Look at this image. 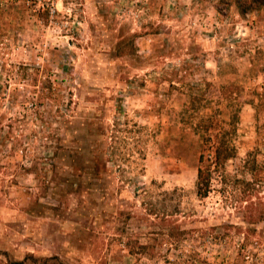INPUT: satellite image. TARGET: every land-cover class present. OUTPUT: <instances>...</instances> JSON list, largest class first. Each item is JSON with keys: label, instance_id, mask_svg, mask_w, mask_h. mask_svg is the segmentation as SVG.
<instances>
[{"label": "rangeland", "instance_id": "rangeland-1", "mask_svg": "<svg viewBox=\"0 0 264 264\" xmlns=\"http://www.w3.org/2000/svg\"><path fill=\"white\" fill-rule=\"evenodd\" d=\"M235 1L0 0V264H264V7ZM204 140L232 150L200 198Z\"/></svg>", "mask_w": 264, "mask_h": 264}, {"label": "trees", "instance_id": "trees-1", "mask_svg": "<svg viewBox=\"0 0 264 264\" xmlns=\"http://www.w3.org/2000/svg\"><path fill=\"white\" fill-rule=\"evenodd\" d=\"M235 4L240 15H244L245 13L251 12L252 10H257L264 7V0H236ZM25 77L26 76L24 75V78ZM11 80H13V77L9 75L5 78L1 86L5 90H8ZM18 80L16 83H18ZM53 88L54 87L51 86V84L42 86L40 88L38 87L37 89H35L36 91L33 92V95L38 93L39 89H46L47 91H50ZM22 99L24 101V104L30 102L28 101L29 98L27 97H23ZM32 100L34 101L33 97ZM43 124L44 125L41 126V131L44 128L46 129V133L42 135V138L43 141H45V144H48L44 147L51 151V155H56V149H58L60 151L58 154L62 159H67L70 157V161L68 165H65V167L69 168L79 166L80 171L85 170L84 174L88 176V184L93 182V176L95 175V172L99 169L102 170V167L105 166L104 162H102L100 157L98 155H93L90 152L88 145L82 147V149L81 147L77 146L73 149H69L59 144L53 145L52 147L49 146V143H52L50 141L51 133H47L48 126L46 123ZM201 131L206 133L208 131V126L203 127V130ZM57 146L61 147L56 148ZM201 147L202 151L198 154L197 157L198 166L196 168L195 191L198 197L204 198L209 193L212 180L223 169L224 163L231 157L232 149L227 146L225 142H221L219 140H204Z\"/></svg>", "mask_w": 264, "mask_h": 264}]
</instances>
